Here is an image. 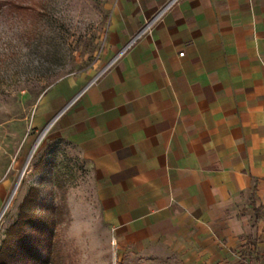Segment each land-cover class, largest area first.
<instances>
[{
	"label": "crops",
	"instance_id": "1",
	"mask_svg": "<svg viewBox=\"0 0 264 264\" xmlns=\"http://www.w3.org/2000/svg\"><path fill=\"white\" fill-rule=\"evenodd\" d=\"M168 1L114 0L104 64L34 127L84 163L120 258L264 264V0H177L138 36Z\"/></svg>",
	"mask_w": 264,
	"mask_h": 264
},
{
	"label": "rangeland",
	"instance_id": "2",
	"mask_svg": "<svg viewBox=\"0 0 264 264\" xmlns=\"http://www.w3.org/2000/svg\"><path fill=\"white\" fill-rule=\"evenodd\" d=\"M113 1L0 0V213L21 179L0 216V244L23 200L35 192L31 211L38 219L46 206L60 207L51 264H164L120 258L97 216L84 163L71 147L48 139L51 127L30 155L44 129L33 122L42 94L64 76L89 77L104 64L100 54Z\"/></svg>",
	"mask_w": 264,
	"mask_h": 264
},
{
	"label": "trees",
	"instance_id": "3",
	"mask_svg": "<svg viewBox=\"0 0 264 264\" xmlns=\"http://www.w3.org/2000/svg\"><path fill=\"white\" fill-rule=\"evenodd\" d=\"M19 9V6L10 5ZM37 204L34 193L23 200L17 220L0 244V264H51L54 227L59 224L60 207L46 206L38 219L31 211ZM52 212L51 215L49 213Z\"/></svg>",
	"mask_w": 264,
	"mask_h": 264
},
{
	"label": "built area",
	"instance_id": "4",
	"mask_svg": "<svg viewBox=\"0 0 264 264\" xmlns=\"http://www.w3.org/2000/svg\"><path fill=\"white\" fill-rule=\"evenodd\" d=\"M177 2V0H169L162 8H160L158 10V12L152 16V18H150V20H148V22L146 23V25L144 26V28L141 30V32L138 34V36L145 30L149 29V27L156 21L158 20L173 4H175ZM133 42V41H132ZM130 42L128 46L131 45ZM183 53H180V55H182Z\"/></svg>",
	"mask_w": 264,
	"mask_h": 264
},
{
	"label": "bare ground",
	"instance_id": "5",
	"mask_svg": "<svg viewBox=\"0 0 264 264\" xmlns=\"http://www.w3.org/2000/svg\"><path fill=\"white\" fill-rule=\"evenodd\" d=\"M47 130H48V128L45 130V132H46ZM45 132H43L42 134H40L39 137L36 139L35 144H34L32 150H31L30 155L32 154V151H33L34 148L37 146V144L40 142V140H41L42 136L45 134ZM29 157H30V156H29ZM20 180H21V179H20ZM20 180H18V182L16 183V185H15L14 188L12 189V192H11V194L9 195V197H8V199H7V201H6L5 205H4V207H3V209H2V211H1V213H0V216L4 213V211H5L6 208L8 207V205H9V203H10V201H11V199H12V197H13V195H14V193H15V191H16L18 185H19Z\"/></svg>",
	"mask_w": 264,
	"mask_h": 264
},
{
	"label": "water",
	"instance_id": "6",
	"mask_svg": "<svg viewBox=\"0 0 264 264\" xmlns=\"http://www.w3.org/2000/svg\"><path fill=\"white\" fill-rule=\"evenodd\" d=\"M51 124H52V122H50V123H49V124L43 129L42 133L45 132V130H46L47 128H49V127L51 126ZM42 133H41V134H42ZM34 144H35V143H34ZM33 146H34V145H33ZM22 173H23V172H22ZM21 176H22V174H21Z\"/></svg>",
	"mask_w": 264,
	"mask_h": 264
}]
</instances>
